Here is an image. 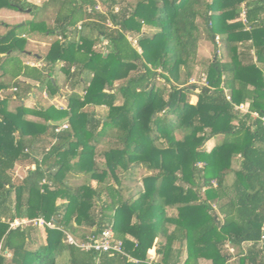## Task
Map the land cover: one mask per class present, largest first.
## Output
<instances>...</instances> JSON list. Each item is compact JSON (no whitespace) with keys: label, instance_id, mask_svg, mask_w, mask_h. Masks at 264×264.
Segmentation results:
<instances>
[{"label":"trees","instance_id":"obj_1","mask_svg":"<svg viewBox=\"0 0 264 264\" xmlns=\"http://www.w3.org/2000/svg\"><path fill=\"white\" fill-rule=\"evenodd\" d=\"M28 2L0 9L32 13ZM40 6L52 24L38 12L0 33V264H149L153 246L155 264H264V0ZM50 33L59 38L36 58L29 37ZM103 40L107 51L95 47ZM207 42L204 81L190 83ZM36 88L52 100L67 88L66 106H25ZM17 165H30L21 178ZM137 168L146 172L125 197ZM16 218L55 227L35 247L37 226L10 228ZM107 227L124 254L67 241ZM225 245L237 248L234 261Z\"/></svg>","mask_w":264,"mask_h":264},{"label":"rangeland","instance_id":"obj_2","mask_svg":"<svg viewBox=\"0 0 264 264\" xmlns=\"http://www.w3.org/2000/svg\"><path fill=\"white\" fill-rule=\"evenodd\" d=\"M38 1H40L41 4H42L43 1H45V0H38ZM28 3H32V2L29 1ZM37 4H38V2L36 4H33L34 6H33V9H32V13L19 11L18 9L16 10V9H12V8H3L2 11L0 12V23L2 22V20L7 22V23H9V24H13V25L15 23H19V21H21L20 23H22L23 19L26 16H29V17L30 16L32 17L33 15L37 16V13L39 12L38 13V17L43 15V17L46 18L47 22L44 20L46 25L47 24H52V21L47 18V16H50V13L46 14L47 13L46 12V8L43 9V10H40L39 8L41 6L40 5L38 6ZM26 10L27 9H25V11ZM44 15H46V16H44ZM153 30L154 29H152L150 27H147V26H143V28H142V31L144 33L145 32L146 33H152ZM37 36H39L40 41H44L46 39L45 38L46 36H42L40 34H38ZM53 36L55 37V34ZM57 37L59 38V36H57ZM57 37H55V38H57ZM34 38H33V36L29 37V42H28L27 48L30 51H34V52H37L39 50V53H41V51L44 50L46 46L38 44L37 40H36L37 38L36 37H34ZM32 39H33V41H32ZM129 39L132 41V43H133V45L135 47H138L137 46V38L136 37L129 35ZM106 45H107V41L103 40L100 45H96L95 47L98 48L100 46L101 50H103V51L106 50L107 51L108 48L107 49L105 48ZM40 47H42V48H40ZM44 52H45V50H44ZM212 56H213L212 46H211V44L209 42H207L205 44H202V45L201 44L199 45V49H198V58H199V60L198 61H200V63L193 67V72H192L193 76L191 77V79L189 81L190 83H198V84H200L201 82L204 81V77H203L204 76L203 75L204 67H206V65H207L206 63H207L208 59H210ZM29 63L33 64L32 62H29ZM119 82L120 81H116L115 85H118ZM36 89L34 91V93H35L34 97L32 95H30V96L28 95L24 99V102H23L24 105L25 106H29V107H37L39 105H42V106L45 107V106L50 105L51 104L50 100H52V99L49 100V98L46 96L45 93H42L39 89H37V90ZM60 93H62V96H63V94L67 93V88H63V89L61 88ZM195 98H196L195 95L191 94L190 95V102H194ZM56 99H57V101L55 100L53 103H55L58 107H62L63 108V107L66 106V104H65L63 99H61V98H56ZM115 103H117V104L121 103V99L119 97H117V99L115 100ZM10 106L13 107L14 103H12ZM246 108H247V106L244 105L240 109H241V111H245ZM94 110L97 113H99V115H103V114H105L107 112V109L104 108V107H94ZM219 140H220V137H218L217 139L209 140L206 143V149L210 150L213 147V145H215ZM36 156L39 157L40 153L37 152ZM99 158H101V157H99ZM101 160H104V159L101 158ZM29 167H30V165H28V166L17 165L15 167V169L13 170V175L18 176V177L21 178L26 173V171L28 170ZM31 167L33 168V166H31ZM145 172H146V170H144L142 168H139V169L137 168L135 170V174H134V178L135 179L132 180V181H126V184H128L130 186H129V191H127L125 193V197L133 192V188L134 187H135V191L138 190L136 188V185H134V183H137L136 180L139 179L140 177H142L145 174ZM67 182L69 184L73 185V186H76V185L82 184L84 182V177H81V176L77 177L76 175H71V176L68 177V181ZM58 202H62V200H58ZM29 224L30 223H27L25 225H29ZM32 225L35 226L34 224H32ZM83 230H86V229L84 228ZM33 236H34V239H35V242H36L35 247L38 246V245H43L45 243V231H44L43 227H38L37 226L36 229L33 232ZM73 237H75V236H73ZM75 238H77V237H75ZM77 239H80V238H77ZM225 248H227L228 251L232 253L231 260L234 261L236 259L235 256H236V253H237V248L233 247L232 245H228V246L225 245ZM153 249H154V246L149 250L148 258L149 259L151 258L152 260L157 261L158 257L154 253ZM2 254H4L6 256V260H7L6 262H9L10 253H8V252H6V250H4L2 252ZM185 256H186V253H185V251H183L182 257H185ZM201 264H210V262L207 261V260H201Z\"/></svg>","mask_w":264,"mask_h":264},{"label":"built area","instance_id":"obj_3","mask_svg":"<svg viewBox=\"0 0 264 264\" xmlns=\"http://www.w3.org/2000/svg\"><path fill=\"white\" fill-rule=\"evenodd\" d=\"M240 17L242 18L244 22H246L245 8L243 7V5H242ZM108 25H111V24L109 23ZM80 27L81 25L78 24V28ZM243 106L244 104H241L240 106H238V108L240 109ZM262 119L264 121V116L262 117ZM63 127H66V125H63ZM27 223L34 224L35 226L43 227V228L44 226H47L50 228L55 227L53 222L45 221L42 218H35L31 220L26 219V218H23V219L16 218L10 222V228H15L21 225H25ZM263 238H264V235H262V239ZM67 241L68 243L73 244L85 251H95L98 253H110V254H118V253L124 254V251L122 248L123 247L122 242L119 239H116V237L114 236V232L110 227L103 229L97 235L87 234L84 239H77L73 237L72 235L67 234ZM148 261H149V264H155L154 262H152L153 260L151 258Z\"/></svg>","mask_w":264,"mask_h":264},{"label":"crops","instance_id":"obj_4","mask_svg":"<svg viewBox=\"0 0 264 264\" xmlns=\"http://www.w3.org/2000/svg\"><path fill=\"white\" fill-rule=\"evenodd\" d=\"M28 1L32 2V4H36V3L38 2L37 5H38V6L41 5V2L38 1V0H36V1H35V0H28ZM2 9H3V8H2ZM2 9H0V12L2 11ZM24 12H30V9H29V11H25V10H24ZM30 18H31V16H30V17H29V16H26L24 19H25V20H29ZM24 19H23V22H22V23H24V21H25ZM20 22H21V21H19V23H15V24H21ZM5 23H6V24H9V23H7V22H5V21H3V20H2V22L0 23V33H2V32L5 31V29H6V27L4 26ZM53 35H54L53 33H50V34H48V35H45V36H46V37H45L46 39H45L44 41H40L39 36H35V37L37 38L36 40H37V43H38V44H41V45H44V46L48 47L49 44H50V42L55 38ZM42 36H43V35H42ZM33 38H34V37H33ZM34 39H35V38H34ZM32 41H33V39H32ZM34 43H35V42H34ZM46 47H45V49H44L45 51H46ZM40 48H42V47H40ZM44 50H42L41 53H39V50H38L37 52H34V51H33V52H34V55L36 56V58H40L41 55L45 53ZM42 52H43V53H42ZM28 57H29V56H25L24 58L27 60ZM27 61H28V62H29V61L31 62L32 60H27ZM36 64H37V63H36ZM31 95L34 97V96H35V93H33V94H31ZM59 96L64 98V96H62V93H59ZM60 97H59V98H60ZM61 99H62V98H61ZM49 100H50V99H49ZM55 100L57 101L56 98H54L53 100H50V101H51V103H52V102H54ZM64 100H65V99H64ZM77 177H78V176H77ZM153 251H154V253H155V247H154ZM184 258H185V257H182V260H183ZM155 262H156V261H154V263H155ZM157 262H158V259H157Z\"/></svg>","mask_w":264,"mask_h":264},{"label":"water","instance_id":"obj_5","mask_svg":"<svg viewBox=\"0 0 264 264\" xmlns=\"http://www.w3.org/2000/svg\"><path fill=\"white\" fill-rule=\"evenodd\" d=\"M26 11H29V9H27Z\"/></svg>","mask_w":264,"mask_h":264}]
</instances>
